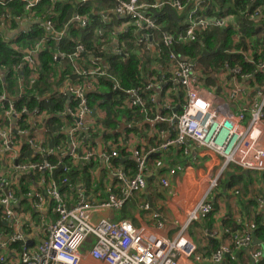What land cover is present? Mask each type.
I'll use <instances>...</instances> for the list:
<instances>
[{
	"label": "built area",
	"instance_id": "obj_1",
	"mask_svg": "<svg viewBox=\"0 0 264 264\" xmlns=\"http://www.w3.org/2000/svg\"><path fill=\"white\" fill-rule=\"evenodd\" d=\"M13 1L26 4L25 14L14 8L0 11V32L16 51L10 56L16 60L12 65L0 64V220L5 224L0 225V264H82L89 239H93L91 257L106 264L202 263L207 251L202 252L187 231L213 212L208 193L232 165L264 175V0H249L239 16H203L206 0H189L194 7L186 29L177 37L164 32L159 40L154 35L159 29L158 13L166 5L183 11L186 4L181 0H48L53 6L63 3L89 11L75 12L61 30L53 20L37 14L43 0H0V5ZM97 1L103 5L114 1V12L122 20L118 29H96L101 38L99 53L125 59L130 51L124 45L133 39L155 55L163 47L170 50L164 66L150 65L143 86L123 88L107 57L97 55L88 42L66 39L70 30L81 33L93 25L89 6ZM211 28L230 29L231 43L244 40L246 47L224 50L229 56L239 55L244 63H223L213 75L217 84L209 88L202 85L204 75L197 61L172 47L176 42L193 43ZM33 29L42 34L32 44L15 43ZM47 50L52 59L42 71L41 56ZM101 79L107 82L104 86ZM108 83L112 90L106 91ZM99 90L121 93V109H138L141 124L152 126L153 143L145 144L143 133L149 129L136 137L135 121L125 117L106 130L101 122L105 112L96 109L93 115L88 97ZM22 99H33L34 106L19 107ZM57 102L58 112L41 107ZM44 130L46 134H41ZM53 139H60L55 147L49 146ZM27 148L38 155L27 157ZM174 149L187 160L174 155L168 160ZM202 151L220 158V166L214 174L201 177L198 184L207 187L204 198L195 202L186 197L185 217L174 221L179 227L174 238L160 234L167 223L158 210L152 212L157 229L102 215L124 210L135 195L147 190L151 179L164 189L172 186L170 179L175 177L189 181ZM53 156L56 161L50 160ZM58 169L63 172L62 185L53 177ZM23 185L28 190L18 195ZM23 201H30V206ZM259 201L264 207V195ZM140 206L152 210L148 201ZM237 221L236 228L223 230L229 238L213 251L212 262L225 264L229 258L239 264H264V239L255 242V219ZM205 235L213 237L210 230ZM15 243L23 244L21 252L13 247ZM243 254L247 260H241Z\"/></svg>",
	"mask_w": 264,
	"mask_h": 264
},
{
	"label": "trees",
	"instance_id": "obj_2",
	"mask_svg": "<svg viewBox=\"0 0 264 264\" xmlns=\"http://www.w3.org/2000/svg\"><path fill=\"white\" fill-rule=\"evenodd\" d=\"M144 1V0H141ZM146 1V0H145ZM186 4V8L183 11H178L175 7L171 5H166L159 13V29L154 31L155 37L159 40L164 32L170 33L175 37L182 31H184L187 27L188 15L189 12L193 9L194 3L189 0H181ZM249 0H206V4L204 10L200 13L203 16H211L214 14H235V16H239L241 12L246 8ZM25 4L21 1H13L10 2L7 6L0 5V11L9 12V9H13L16 13H24L25 14ZM37 14L39 16H46L47 19H51L54 21L57 29H63L71 20L75 12H79L85 14L89 12L88 10L81 9L79 7L71 6L70 4L59 3L57 6H53L50 4L48 0H43L40 3V8L37 10ZM93 20H95L93 18ZM96 22L93 25L89 26L86 30L80 32L71 31L69 32L68 38H76L81 39L83 42H88L89 46L93 48V51L97 53V55H102L107 57L109 62L111 63V72L114 77L119 81L121 86L125 89L134 88L138 86H143L147 73L149 72L150 65L152 64H160L164 66L169 61L170 50L166 47H163L164 50L162 53L155 55L152 52H149L146 46H137L135 40L127 42L124 46L125 49L130 51V55L124 59L121 55H106L103 53H99L98 47L100 46L101 38L97 35ZM12 28H17L16 24H13ZM42 34V31L38 29L32 30L30 34H22L15 39V43H20L22 46L27 44H32L35 38L39 37ZM231 35L232 32L230 29H219V28H211L208 31L202 32V34H198V38L193 43H180L176 42L172 47L177 54L185 55L191 58L194 61H197L198 68L203 73V82L202 85L206 87H214L217 84V80L213 76L215 71H218L223 63L230 62L232 65L236 63H244V59L240 58L239 55L229 56L224 52L226 49H233L236 47L237 49L245 48V41L242 40L239 44L233 45L231 43ZM10 38L6 37L4 34L0 32V64L1 65H12L16 60H11L10 56L16 54L14 47L10 45ZM51 51L54 48V45H50ZM204 50L214 54H210L205 57H201ZM51 51L47 50L43 52L41 56L42 63V71H45L48 67V62L52 59ZM201 57V58H200ZM246 65V64H245ZM252 69V68H250ZM156 72V71H155ZM21 74V73H19ZM101 85L107 83L104 79L100 80ZM104 86V85H103ZM1 87V83H0ZM108 90H112V86L108 83ZM115 95H120L119 98H115ZM123 95L121 93L114 94L111 100H107L105 96V91L99 90L94 91L89 94V101L91 107L97 109L99 111H104L105 115L101 122L103 123L106 130H109L110 127H117L118 123L122 118H127L131 121H139L142 120V116L138 114V109H135L131 112L129 109H121L120 105L123 104L124 100L121 98ZM33 99L27 100L22 99L18 106H22L26 104L28 107H33L34 102ZM58 101V100H57ZM43 109H50L52 113L60 111V107L58 102L52 106L49 104H42ZM152 107V104L150 105ZM0 107V112H1ZM65 138L62 137V140ZM60 139L49 142V146L55 147L60 142ZM27 154L29 153V149L25 150ZM57 157H51V161H56ZM237 169H241L236 167ZM63 172L62 169H58L54 173V179L60 182L62 179ZM245 177L244 174H241L234 183H240ZM261 181H264V175L260 178ZM252 183L251 172L247 176V185ZM230 185H233L230 184ZM28 188L23 185L21 190H18V195L26 192ZM145 200V199H144ZM143 200V201H144ZM148 201V199H147ZM212 214V213H211ZM209 215L205 221L211 225V216ZM255 221L258 225V230L256 231L257 239H264V212L263 214L257 215ZM0 225L4 226V222L0 220ZM23 244L15 243L13 247L21 252ZM248 258V256H242L241 260ZM225 264H239L237 261H233L228 258Z\"/></svg>",
	"mask_w": 264,
	"mask_h": 264
},
{
	"label": "crops",
	"instance_id": "obj_3",
	"mask_svg": "<svg viewBox=\"0 0 264 264\" xmlns=\"http://www.w3.org/2000/svg\"><path fill=\"white\" fill-rule=\"evenodd\" d=\"M146 1L153 2V0ZM114 6V1L106 2L104 5L103 1H97L89 6V9L93 11V18L97 23L94 25L97 30L102 28L104 31H108L110 29H118L119 27H122V20L114 12ZM109 34L110 33H108L106 37L110 38ZM156 108L158 109L156 113H158L159 107ZM142 121L143 120H136L135 122H132V130L135 131L136 137H138L142 135L140 132H143L144 128L149 129L150 131L143 133L146 140L145 144L147 145L149 141L153 143L152 126L144 123L141 124ZM43 133L46 134V130L41 131V134ZM137 142V139H135V143ZM23 151L24 150H22V154ZM32 154L33 156L38 155L32 151V153H28L27 157L32 156ZM171 155H174L177 160L180 161H186L188 158L176 149L168 154L166 158L170 160ZM27 157H24L23 159H27ZM38 158L39 157H34L33 159L36 160ZM220 162V158L212 156L206 151H202V156L198 157V161L195 163L194 171L192 172L189 181L184 182L180 178L175 177L170 179L172 186L169 189H164L156 183L154 179H151L147 190L135 195L126 205L124 210L118 212L105 211L102 215L113 220L128 218L137 226H147L152 229H157V221L153 219L152 212L158 210L167 223L165 229L159 230L160 234L162 236L174 238L179 230V227L174 225V221L181 220L185 217L184 203L186 197L192 196L195 202L204 198L207 193V187L200 186L198 183L204 175L214 174L218 170ZM244 171V169L235 168V170L225 173L220 179L219 185L208 193L207 198L213 205L211 225L207 223L208 221H197L194 222L187 231L188 235L198 244L200 250L202 252L207 251V254L202 263L187 261L185 264H215L211 259L213 251L224 242V239L227 241L229 238L228 235L223 233V230L225 228H236L238 226V219H240L241 222L247 223L257 215L263 214L264 207L259 201L264 195V181L260 180L263 174L251 172L252 183L247 185V176L250 171L247 170L248 173H245ZM241 174H244L246 178L240 183H234V180H236ZM38 181H40V176L35 177V182L38 183ZM232 183L233 185H230ZM27 184L31 185V180H29ZM40 185L41 184L38 183V187H40ZM218 187H222V189L219 190ZM151 191L154 194L165 196L167 198V205H164L162 209H159L160 205L154 202L153 196L150 194ZM147 199L152 206V210L150 211H145L140 206L141 201L144 200V202H146ZM23 203L27 207L31 204L30 201H23ZM206 230H210L213 237H206ZM36 233L37 232H35V234ZM35 234L34 240H36L35 238L37 237ZM92 244L93 239H89L84 244L82 250V264H106L91 257L90 249ZM242 256L245 255L243 254ZM247 259L248 258H246V260Z\"/></svg>",
	"mask_w": 264,
	"mask_h": 264
},
{
	"label": "rangeland",
	"instance_id": "obj_4",
	"mask_svg": "<svg viewBox=\"0 0 264 264\" xmlns=\"http://www.w3.org/2000/svg\"><path fill=\"white\" fill-rule=\"evenodd\" d=\"M244 29H246L247 27L246 26H243ZM235 49V48H234ZM157 66L160 65V64H156ZM156 71V70H155ZM108 89H106L107 91ZM120 95H115V98H119ZM236 166L235 165H232L230 167V169L228 171H226V173H229L230 171L232 170H235ZM255 174V173H254ZM258 174V173H257ZM261 175V174H260ZM225 179V178H224ZM219 190L222 189V187H218ZM157 193V192H155ZM150 194H152L153 196V200L155 203L159 204L160 205V208L159 209H162L164 207V205H167V198L165 196H161V195H158V194H154L152 191L150 192Z\"/></svg>",
	"mask_w": 264,
	"mask_h": 264
},
{
	"label": "water",
	"instance_id": "obj_5",
	"mask_svg": "<svg viewBox=\"0 0 264 264\" xmlns=\"http://www.w3.org/2000/svg\"><path fill=\"white\" fill-rule=\"evenodd\" d=\"M24 26L27 27V26H28V23H24ZM16 34H17V33H14V34H12V35L9 34V36L12 37V36H15ZM210 54H214V52L210 53V52H208L207 50H204L203 53H202V55H201V57H205V56H208V55H210ZM201 57H200V58H201ZM220 89H221V87L218 86V90H220ZM113 94H114V91H111V92L106 93L105 96L107 97V100L110 101L111 98H112V96H113ZM95 113H96V109L93 110V115H95ZM244 172H245V173H248L247 170H245ZM255 242H259V240H258V239H255ZM27 244H28V245H32V241H28Z\"/></svg>",
	"mask_w": 264,
	"mask_h": 264
}]
</instances>
